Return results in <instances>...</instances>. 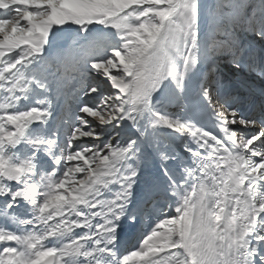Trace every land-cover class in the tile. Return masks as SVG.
Instances as JSON below:
<instances>
[{
	"label": "snow or ice",
	"instance_id": "obj_1",
	"mask_svg": "<svg viewBox=\"0 0 264 264\" xmlns=\"http://www.w3.org/2000/svg\"><path fill=\"white\" fill-rule=\"evenodd\" d=\"M0 264H264V0H0Z\"/></svg>",
	"mask_w": 264,
	"mask_h": 264
}]
</instances>
